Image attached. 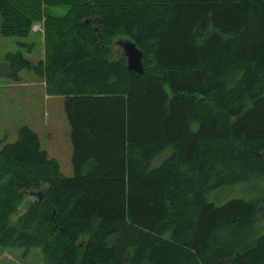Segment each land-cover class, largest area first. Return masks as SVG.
Masks as SVG:
<instances>
[{"label": "trees", "instance_id": "1", "mask_svg": "<svg viewBox=\"0 0 264 264\" xmlns=\"http://www.w3.org/2000/svg\"><path fill=\"white\" fill-rule=\"evenodd\" d=\"M39 19L43 59L17 50L2 67L62 97L72 173L16 129L0 148V246L46 264H264V0H0L1 36ZM232 188L246 193L207 198Z\"/></svg>", "mask_w": 264, "mask_h": 264}, {"label": "rangeland", "instance_id": "2", "mask_svg": "<svg viewBox=\"0 0 264 264\" xmlns=\"http://www.w3.org/2000/svg\"><path fill=\"white\" fill-rule=\"evenodd\" d=\"M48 10L53 15H62L65 7L55 6ZM122 39L124 38L117 36L113 38L111 43L113 53L121 52L117 41ZM17 50L31 62L43 59L44 41L41 19L32 23L26 37L0 35V148L4 143L14 141L16 129L26 125L36 134L40 147L46 151L47 156L56 162L59 172L69 176L72 173L71 146L68 124L62 109V97L56 91L48 90L42 77L31 71H20L18 81L4 76L2 67L4 55ZM166 152L168 151L165 150L154 157L151 165L159 164ZM233 188L222 191L212 190L207 198L220 202L246 193L245 190L239 189L231 192ZM256 223L259 229L264 228V211L257 215ZM0 264H46V262L38 247L24 250L0 246Z\"/></svg>", "mask_w": 264, "mask_h": 264}, {"label": "water", "instance_id": "3", "mask_svg": "<svg viewBox=\"0 0 264 264\" xmlns=\"http://www.w3.org/2000/svg\"><path fill=\"white\" fill-rule=\"evenodd\" d=\"M117 45L120 47L121 53L125 58L127 70L135 73H141V52L138 47H136L132 41L126 38L117 41Z\"/></svg>", "mask_w": 264, "mask_h": 264}]
</instances>
